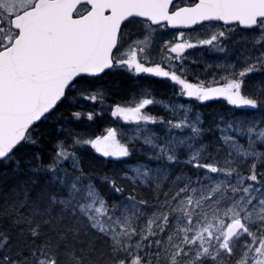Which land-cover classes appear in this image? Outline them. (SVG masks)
I'll return each mask as SVG.
<instances>
[{
  "label": "snow or ice",
  "instance_id": "6c2138e0",
  "mask_svg": "<svg viewBox=\"0 0 264 264\" xmlns=\"http://www.w3.org/2000/svg\"><path fill=\"white\" fill-rule=\"evenodd\" d=\"M0 264H264V0H0Z\"/></svg>",
  "mask_w": 264,
  "mask_h": 264
},
{
  "label": "trees",
  "instance_id": "16d2710c",
  "mask_svg": "<svg viewBox=\"0 0 264 264\" xmlns=\"http://www.w3.org/2000/svg\"><path fill=\"white\" fill-rule=\"evenodd\" d=\"M201 103L205 105V107L202 109V111H205V112L211 109L220 111L224 108V101L222 100V98H213L211 101H205Z\"/></svg>",
  "mask_w": 264,
  "mask_h": 264
},
{
  "label": "rangeland",
  "instance_id": "374dc122",
  "mask_svg": "<svg viewBox=\"0 0 264 264\" xmlns=\"http://www.w3.org/2000/svg\"><path fill=\"white\" fill-rule=\"evenodd\" d=\"M192 34L195 35V34H197V33H196V31H194ZM114 79H120L119 74H117V75L114 77ZM161 90H163V89H161Z\"/></svg>",
  "mask_w": 264,
  "mask_h": 264
}]
</instances>
